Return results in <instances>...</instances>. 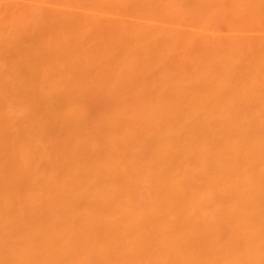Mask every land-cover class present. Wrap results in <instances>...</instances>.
<instances>
[{
	"label": "bare ground",
	"instance_id": "6f19581e",
	"mask_svg": "<svg viewBox=\"0 0 264 264\" xmlns=\"http://www.w3.org/2000/svg\"><path fill=\"white\" fill-rule=\"evenodd\" d=\"M0 264H264V0H0Z\"/></svg>",
	"mask_w": 264,
	"mask_h": 264
}]
</instances>
